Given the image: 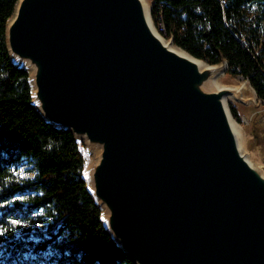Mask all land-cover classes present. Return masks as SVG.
Listing matches in <instances>:
<instances>
[{
	"label": "water",
	"instance_id": "95a60500",
	"mask_svg": "<svg viewBox=\"0 0 264 264\" xmlns=\"http://www.w3.org/2000/svg\"><path fill=\"white\" fill-rule=\"evenodd\" d=\"M6 35L39 114L97 147L84 178L136 264H264V168L223 103L240 90L202 87L226 59L201 71L169 49L142 0H18Z\"/></svg>",
	"mask_w": 264,
	"mask_h": 264
},
{
	"label": "trees",
	"instance_id": "16d2710c",
	"mask_svg": "<svg viewBox=\"0 0 264 264\" xmlns=\"http://www.w3.org/2000/svg\"><path fill=\"white\" fill-rule=\"evenodd\" d=\"M17 3L0 0V227L10 229L0 264H136L103 223L80 143L39 114L29 74L11 58L6 30ZM151 14L177 46L211 65L226 59L264 100V0H153ZM22 166L33 176L22 177ZM12 220L26 226L12 229Z\"/></svg>",
	"mask_w": 264,
	"mask_h": 264
},
{
	"label": "rangeland",
	"instance_id": "374dc122",
	"mask_svg": "<svg viewBox=\"0 0 264 264\" xmlns=\"http://www.w3.org/2000/svg\"><path fill=\"white\" fill-rule=\"evenodd\" d=\"M145 1H147L148 3L147 2L145 3L148 4V6L150 5L151 7L153 0H145ZM152 21L155 27L157 28L159 34L165 39V41H168V42L171 41L173 43V46L178 48V46L174 43L172 37L167 36L165 30H163L161 26H159L155 22L154 19ZM202 62L205 66H207L206 61H202ZM216 80L222 86H233V87H237V89L240 90L237 93V97L232 94L230 95V97L228 96L226 97L227 105H229L230 109H231V105H233L235 109L237 110L238 115L241 119L238 121L233 116L234 118L233 120L237 122L238 126L240 127L241 132L243 133L242 137H244V141L242 145H245L246 151L252 157L253 160L249 156L250 159L253 162L255 161L258 165L262 166V168H264V142L257 143L256 139L253 136V131H252L253 124L256 120L259 119L258 123L262 122L264 124V100H261L257 96L254 88L250 85L248 80L244 79L241 76H234L230 74L228 70L218 73L216 76ZM78 140L80 142L81 148L87 159V165H86L84 172L87 173L86 177L89 179L88 170L96 161L98 157V150H97V147H95L94 145H91L86 138L79 137ZM28 167L29 166H22L20 168V174L22 177L33 176V172Z\"/></svg>",
	"mask_w": 264,
	"mask_h": 264
},
{
	"label": "bare ground",
	"instance_id": "6f19581e",
	"mask_svg": "<svg viewBox=\"0 0 264 264\" xmlns=\"http://www.w3.org/2000/svg\"><path fill=\"white\" fill-rule=\"evenodd\" d=\"M142 2H143L145 14H146V17H147V20H148V23H149L150 27L152 28L153 32L160 38V40L163 42L164 45H166L169 49H171L172 51L176 52L180 56L185 57V58L191 60L192 62H194L201 71H204V70H213V71H215L216 68L214 66L209 65L208 63H206L208 67L205 66L201 60H198V59L194 58L192 55H190L188 52H186L185 50H183L181 48L174 47L173 43L165 41V39L159 34L157 28L155 27V25H154V23L152 21L153 19H152V16L150 15V8H149L148 4L145 3L146 2L145 0H142ZM21 63L24 66L28 67V69L32 73H34L35 68H34V66L31 64V62L29 60H23V61H21ZM202 87H203V89L215 90V91H219V90L225 89L223 86L221 87L215 79L212 80L211 77L204 82ZM227 96L230 97V95L226 94L224 96V98H223V103H224V106H225L226 111L228 113L232 130L234 131V134H235L236 139L238 141V146H239L241 152L244 153L245 152V148H244V145H242L243 137H242V134H241V130H240L238 124L233 120V118L230 115L229 105H227V100H226ZM246 158L248 160L250 159L249 156H246ZM250 160L248 161L250 163V165H252L253 167H256V163H254L252 160H251L252 161L251 162ZM257 169L264 175V172H262L260 170L261 168H259V166H257ZM90 181L92 183L91 191L93 193L94 192V187H93L92 177H91ZM103 207L106 210V207L104 205H103Z\"/></svg>",
	"mask_w": 264,
	"mask_h": 264
},
{
	"label": "snow or ice",
	"instance_id": "6c2138e0",
	"mask_svg": "<svg viewBox=\"0 0 264 264\" xmlns=\"http://www.w3.org/2000/svg\"><path fill=\"white\" fill-rule=\"evenodd\" d=\"M85 176H87V173L85 172ZM26 226L23 221L20 220H12L11 221V228L14 229L16 227H23ZM9 228L0 227V236H4L7 231H9Z\"/></svg>",
	"mask_w": 264,
	"mask_h": 264
},
{
	"label": "built area",
	"instance_id": "2783aa9c",
	"mask_svg": "<svg viewBox=\"0 0 264 264\" xmlns=\"http://www.w3.org/2000/svg\"><path fill=\"white\" fill-rule=\"evenodd\" d=\"M159 20H160V22H162V27H165L161 17H159Z\"/></svg>",
	"mask_w": 264,
	"mask_h": 264
}]
</instances>
